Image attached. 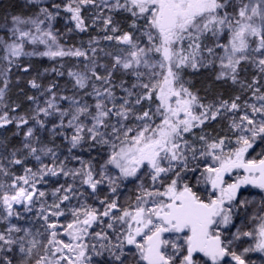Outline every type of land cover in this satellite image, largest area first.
Returning a JSON list of instances; mask_svg holds the SVG:
<instances>
[{"label":"snow or ice","instance_id":"6c2138e0","mask_svg":"<svg viewBox=\"0 0 264 264\" xmlns=\"http://www.w3.org/2000/svg\"><path fill=\"white\" fill-rule=\"evenodd\" d=\"M25 2L33 6L32 14L12 15L10 22L5 17L0 36V105L7 107L13 70L30 74L24 57H75L85 63L82 71L67 73L72 96L63 94L55 80L45 87L33 77L26 84L39 95L21 89L33 105L30 112H0V129L15 124L14 135H22L19 148L0 152V264H92L91 254L102 251L110 264H247L248 252L264 254L262 215L254 217V231L232 234L235 240L254 238V248L239 254L233 239L225 237L235 227L234 210L248 204L240 199L241 187L264 192V159H246L257 138L264 142V0H68L52 3L55 11L41 6V0ZM85 9H95L91 25ZM61 11L70 14L76 31L91 26L103 36L91 38L87 49L65 48L53 31ZM125 13L127 29L114 18ZM101 40L110 43L101 46ZM101 54L110 63H100ZM245 63L260 77L241 80ZM202 69L251 96L206 103L184 79L186 70ZM52 72L64 75L56 68ZM125 76L133 78L131 87ZM16 82L21 84V77ZM218 118L230 121L231 136L204 132L203 126ZM198 128L199 145L187 138H195ZM39 132L53 140L63 137L69 155L61 160ZM85 145L89 150L100 146L102 159L94 163L73 153ZM0 146L6 147L3 141ZM29 159L36 164L27 166ZM69 160L79 166L69 167ZM13 166L23 174L14 173ZM51 178L59 186L49 201L40 185ZM128 183L136 185L137 194L121 203L119 190ZM90 198L98 204H90ZM19 208L34 213L40 228L33 232L14 223L25 218Z\"/></svg>","mask_w":264,"mask_h":264},{"label":"trees","instance_id":"16d2710c","mask_svg":"<svg viewBox=\"0 0 264 264\" xmlns=\"http://www.w3.org/2000/svg\"><path fill=\"white\" fill-rule=\"evenodd\" d=\"M18 5L15 0H0V21L5 20V10L10 9L11 11L15 10L17 11ZM83 15L86 19H90L91 15H89V11L85 9L83 11ZM127 16V14H115V19L118 20L122 27L127 29L128 23L130 21H126L124 17ZM66 32L71 34V38L75 40L76 45L80 47H85L87 45V42L93 38L94 36V30L89 27V30L87 32H78L75 29H72V31H69V27L65 28ZM31 72L27 76L25 74L17 72V76H14L11 78V82L7 88L6 91V101L9 107V110L11 111V108L14 106L18 107L16 108V113L18 115H23L25 113H29L33 105L30 101L27 100L26 95L24 92L27 93V95H39L38 92L34 89H30L27 87L26 79H31L35 77L38 82H40V79L37 78V75H41V73H46L50 71L51 67L47 60H33L31 61ZM21 77L22 82L21 84L17 85V77ZM260 76V75H259ZM124 80L127 81V84L132 83V77L125 76L123 77ZM184 79L188 81L189 86L191 87V90L193 92L198 93L202 98H204V101L206 103L212 102L213 100L217 99V97H223L224 99H230L234 98V94H236L238 91V87L236 85L232 86L228 83H224L222 81H216L214 78L213 73H208L205 76L200 75H187L184 76ZM252 78H247L246 81L251 82ZM21 89L24 90V92L21 91ZM229 123L226 121V119H220L218 118L217 121H212L209 124H206L203 129L204 132L211 135V136H231V132L228 129ZM17 129L15 124H10L4 129H0V141H3L4 146H0V152H2L4 155H7L10 153L13 149L20 147V141L22 140V135H14L16 133ZM194 132L196 133V137L194 138L192 135H188L187 138L192 141L195 139V142L197 145H199V140L197 139L198 136L201 133V129H195ZM38 135L40 136L41 140L47 144L49 147H53L57 150V152L60 155H63L66 157L68 155V148L69 144L63 137H55L54 140L52 137L48 135L47 132H39ZM101 152H103V149L100 146H96L95 148H92L91 150L88 149L87 145L84 146L83 149H74L73 153L85 161L88 160H94V158L99 155L98 157L101 158ZM103 156V155H102ZM95 159L96 161L99 160ZM94 162V161H93ZM25 164L29 167L36 164V162L32 159L26 160ZM76 161L69 160L68 166L69 167H75ZM12 171L16 173L17 175H20L23 173V169L20 166H13ZM63 178L60 179L59 183H61ZM59 186L55 178H51L48 183L40 185L42 190H45L49 193L48 199L51 201L52 197L50 195L53 188ZM202 189H204L203 185H200ZM130 189V190H129ZM134 185L133 183H128L127 187H121L119 190L120 195L119 199L120 201H123L122 198L126 197V200L134 199L137 193H134L133 190ZM126 195V196H124ZM103 196V195H101ZM124 196V197H123ZM75 203V201H73ZM36 222L34 223V228L37 226ZM35 230V229H34Z\"/></svg>","mask_w":264,"mask_h":264},{"label":"rangeland","instance_id":"374dc122","mask_svg":"<svg viewBox=\"0 0 264 264\" xmlns=\"http://www.w3.org/2000/svg\"><path fill=\"white\" fill-rule=\"evenodd\" d=\"M3 1H6V0H3ZM15 1H16L17 5H18V8H17L18 10L17 11H15V10L11 11L10 9H6L5 10V13H6L5 17L8 18L9 22H10V18H11L12 15L21 14V13L30 15L34 11L33 6L32 5H26L25 0H15ZM67 2H68V0H41V6H47V7L50 8V10L55 11V9H51L52 3L66 4ZM87 10L89 11V15H91V18L87 19L89 25H91L95 9H91V10L87 9ZM105 13H106V10H105ZM69 15L70 14L64 13L63 11H61V14L53 22V31L56 32V34H57V36L59 38L60 44L62 46H64L65 48L71 47V48L87 49L89 47V41L90 40L87 42V45L85 47H80V46L76 45L75 40L73 38H71L72 37L71 34L66 32L65 28H67V27L75 29L74 25H72L71 22L67 19V17ZM4 25H5V20L4 21H0V36H4V33H5ZM90 28H92L95 31L94 32L95 34H94L93 37H102L103 36V32L99 28L91 27V26H90ZM144 40L146 42V38H144ZM100 43H101V46H106L110 42L101 40ZM39 47H40V50H43V46H39ZM28 50H31V46H29ZM89 55H91V53H89ZM33 60H47L49 62V64H50L51 69H50L49 72L41 73V75H37L36 76L37 78L40 79V83L42 85L47 87V85L51 81L55 80V82L57 83V85L59 86V88H60V90L62 91L63 94L68 95V96H72L74 89L72 87V83L70 82V78H69L67 73L69 71H82L83 70V63H85L83 58H79V60L77 58H75V57L57 58L56 60H51V59H48V58H40V57H24V58H22V62L25 63V64H31V61H33ZM100 63H110V59L108 57H104L103 54H101ZM53 68H56L57 70L63 71L64 75L63 76L56 75L55 72H52ZM101 71H103V70L101 69ZM208 73H212L211 70L202 69L199 73H194V72H192L190 70H186L184 76H187L189 74H191V75H195L196 74V75H200V76H205ZM254 74L256 75L257 78H259L260 77L259 75H261L255 67H253L251 64L245 63L243 65V67H242L240 78H241V80H246L249 77L253 79V75ZM17 75H18L17 71L14 69L13 70V74L11 75V78L14 77V76H17ZM121 78L122 77H121V74L119 72L115 73L114 76H113V80H114V82L117 85L120 83ZM228 84L232 85L230 82ZM260 84H264V79H260ZM126 86L127 87H131V84H126ZM232 86H234V85H232ZM236 86L238 87V90H240V86L239 85H236ZM0 87H3V81H0ZM88 90L90 91L91 89L89 88ZM6 91H7V89H6ZM115 91H116L117 97H120L121 95H123V93L121 92L119 87H117ZM5 94H6V92H5ZM238 94L242 96V101L241 102H243V99H247L248 97L251 96V93L248 92V91H245V92L238 91L234 95L236 96ZM43 100H44V97L40 96L41 104L43 103ZM83 100H86L88 103H94L93 98L91 96H83ZM5 104L7 105V107H5V105H0V112L9 111V113L11 115H18V114H15V113H11V111L9 110V107H8V104H7V101H6V96H5ZM61 104L63 105L64 108L68 107V103L66 101H62ZM51 119H53V118H49V120H51ZM226 121L228 123H230L229 120L226 119ZM31 123H32V121L29 122L30 125H31ZM47 126H48L49 129H51L52 124L49 123ZM68 131H70V130H68ZM263 145H264V142H261V140L259 138H257L255 143L253 144V147L250 148L249 150L250 151L256 150V149H258L260 147H263ZM58 155H59V158L61 160H63L65 158L63 155H60L59 153H58ZM68 155H69V152H68ZM100 155H101V158L98 157L99 155H97L94 158V160H93L94 163L96 162L95 159H98V158H99V160L102 159V157H103L102 155H104V152H101ZM99 160H97V161H99ZM45 162L46 163H50V160H48V158H45ZM78 166H79V163H78V161H76L75 167H78ZM0 179H4V178L0 177ZM63 182H64V180H62L61 183H63ZM147 183L150 184L151 181L147 180ZM133 185H134V189H131V190H133L134 193H137V187H136L135 184H133ZM103 194L104 193L102 192L101 195H103ZM124 196H126V195H124ZM126 197L122 198L123 201H120V202L124 203L126 201ZM18 210L21 212V214L25 218L21 219V220H14L13 221L14 223H17L18 225H20L22 227L30 228L33 232H35L37 229L40 228V223L41 222H39L36 219L34 213H24L22 208H19ZM64 219L65 218H63V217L61 218V220H64ZM35 222L38 225L34 228V223ZM2 228H3V226L0 225V230H2ZM97 230H99V229H97ZM93 254H95V253H93ZM9 255H11V254H9Z\"/></svg>","mask_w":264,"mask_h":264},{"label":"flooded vegetation","instance_id":"af4514ba","mask_svg":"<svg viewBox=\"0 0 264 264\" xmlns=\"http://www.w3.org/2000/svg\"><path fill=\"white\" fill-rule=\"evenodd\" d=\"M246 159H264V145L256 150L250 151L246 153ZM229 183L233 182V177L226 178ZM201 193H204V189L199 187ZM240 199L247 200L248 204L246 208H240L235 211V215L233 217V221L235 227L230 226L229 229L225 231V237L228 239H233V235L237 229L241 231H254L257 220H254V217L259 214L264 216V211H261V208L264 207V192H261L257 188H253L251 185L242 186L240 189ZM90 204H97L98 201L89 199ZM114 239V237H113ZM256 240L252 237L241 236L239 240L233 239V250L237 251L239 254L244 252L245 248H254ZM127 251V249H126ZM132 251H135L132 249ZM92 264H110L109 254L107 252H103L100 255L91 254ZM245 260L247 264H264V254L258 251L248 252L245 255ZM200 259H204L200 257ZM226 261H230V258H226Z\"/></svg>","mask_w":264,"mask_h":264},{"label":"water","instance_id":"95a60500","mask_svg":"<svg viewBox=\"0 0 264 264\" xmlns=\"http://www.w3.org/2000/svg\"><path fill=\"white\" fill-rule=\"evenodd\" d=\"M227 178V177H226Z\"/></svg>","mask_w":264,"mask_h":264}]
</instances>
